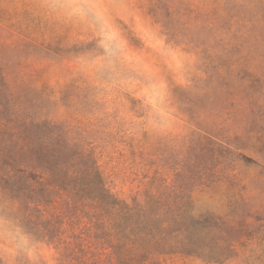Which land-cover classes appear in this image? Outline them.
<instances>
[{
	"label": "rangeland",
	"instance_id": "rangeland-1",
	"mask_svg": "<svg viewBox=\"0 0 264 264\" xmlns=\"http://www.w3.org/2000/svg\"><path fill=\"white\" fill-rule=\"evenodd\" d=\"M0 68V103L91 152L112 195L190 200L218 219L211 248L232 251L146 264H264V0H0ZM77 213L108 264L111 226ZM59 252L0 215V264Z\"/></svg>",
	"mask_w": 264,
	"mask_h": 264
},
{
	"label": "trees",
	"instance_id": "trees-1",
	"mask_svg": "<svg viewBox=\"0 0 264 264\" xmlns=\"http://www.w3.org/2000/svg\"><path fill=\"white\" fill-rule=\"evenodd\" d=\"M0 95L9 97L1 68ZM10 103H0V215L60 251V264H97L82 239L90 238L92 226L79 230L77 211L86 205L99 209L111 226L108 264H146L175 255L230 257L229 243L217 250L208 243L212 229L220 228L218 219L196 217L190 200L164 193L146 195L143 203L119 200L106 189L91 152L51 121L36 122L26 107Z\"/></svg>",
	"mask_w": 264,
	"mask_h": 264
}]
</instances>
